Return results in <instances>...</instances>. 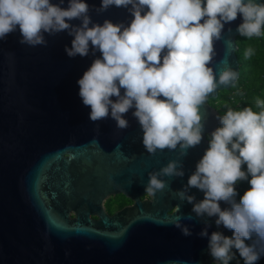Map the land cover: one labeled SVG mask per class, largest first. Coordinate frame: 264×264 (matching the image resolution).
Returning <instances> with one entry per match:
<instances>
[{"label": "water", "instance_id": "obj_1", "mask_svg": "<svg viewBox=\"0 0 264 264\" xmlns=\"http://www.w3.org/2000/svg\"><path fill=\"white\" fill-rule=\"evenodd\" d=\"M82 2L89 6L92 24L102 26L107 20L127 28L134 20L131 5L100 10L102 0ZM50 3L65 10L69 6V0ZM147 11L145 7L141 15ZM66 22L82 24L78 19ZM242 23L238 14L213 42L208 67L217 80L228 68L239 73L236 38L242 37L237 31ZM44 37L46 46L21 44L17 26L0 40V264H219L210 255L209 238L213 232L228 237L231 230L217 227L218 217H196L193 205L175 192L187 186L209 148L208 137L222 126L209 100L238 78L221 85L200 106L204 129L199 145L183 155L179 145L149 154L135 107L124 114V129L111 118V109L108 118H89L91 108L83 104L77 82L102 53L89 42L87 56L69 57L65 48H71L74 37L67 31ZM170 161L182 166L184 176L159 177L165 188L149 195V174ZM188 194L196 202L204 199L195 188ZM117 195L132 205L109 216L103 203ZM219 203L222 210L230 208ZM177 220L191 236L174 226ZM205 222L208 237H201Z\"/></svg>", "mask_w": 264, "mask_h": 264}, {"label": "clouds", "instance_id": "obj_2", "mask_svg": "<svg viewBox=\"0 0 264 264\" xmlns=\"http://www.w3.org/2000/svg\"><path fill=\"white\" fill-rule=\"evenodd\" d=\"M112 5L132 6L134 20L129 27L107 20L102 26L92 24L89 6L82 0H69L66 10L50 0H0V40L19 26L21 44L46 46L45 33L67 31L74 37L71 48H65L69 57L87 56L90 42L102 59H95L77 82L83 104L91 108L90 120L108 118L111 109V118L124 129L128 121L123 116L135 107L133 115L142 126L146 151L155 154L158 149L175 150L179 145L183 155L201 143L204 124L200 106L209 94L221 85H232L239 75L228 68L216 79L208 67L214 40L221 38L224 25L235 21L238 14L243 17L239 34L260 37L264 4L254 0H102L100 10ZM145 7L148 11L141 15ZM74 19L81 20V26L66 22ZM252 54V48L245 52L246 57ZM120 89L125 90L123 95ZM255 107L258 112L252 107L228 108L219 117L222 127L211 134L209 148L187 186L175 192L181 201L193 205L196 217H218L217 227L233 231L231 238L220 232L209 238L210 255L219 264L234 259L233 248L244 264H256L264 254V100L257 99ZM242 165L247 166V172L242 171ZM249 175L251 187L237 203L234 186ZM161 176L183 177L184 172L177 161H170L159 172L150 173L145 187L149 195L165 188ZM190 188L204 192V199L196 202L188 194ZM221 201L230 208L222 210ZM174 226L184 236L192 235L179 220ZM208 227L205 222L201 237H208ZM253 235L256 242L247 245L245 241Z\"/></svg>", "mask_w": 264, "mask_h": 264}, {"label": "trees", "instance_id": "obj_3", "mask_svg": "<svg viewBox=\"0 0 264 264\" xmlns=\"http://www.w3.org/2000/svg\"><path fill=\"white\" fill-rule=\"evenodd\" d=\"M237 51L236 57L239 64L238 79L233 87L228 91L218 92L216 99L209 100V104L219 112V116L226 114L228 108L233 110L243 109L244 107H252L254 111H259L255 107L257 99L264 100V28L260 37H238L236 38ZM248 48L253 49L250 57L245 56ZM222 127V126H221ZM220 128V127H219ZM209 145L211 137H208ZM242 171L247 172V166L242 165ZM248 176L247 180L238 181L235 186L237 195L235 201L239 203L240 198L250 189ZM233 236V231L228 235ZM257 238L253 235L251 240L245 241L247 245H253ZM234 254L229 264H244V260L239 256L236 249L231 250ZM256 264H264V254H262Z\"/></svg>", "mask_w": 264, "mask_h": 264}, {"label": "flooded vegetation", "instance_id": "obj_4", "mask_svg": "<svg viewBox=\"0 0 264 264\" xmlns=\"http://www.w3.org/2000/svg\"><path fill=\"white\" fill-rule=\"evenodd\" d=\"M144 198L145 197H143L142 199ZM130 205H132V202L125 199L122 195L111 196L107 198L103 203L104 210L109 216H112L115 212H118L124 207Z\"/></svg>", "mask_w": 264, "mask_h": 264}, {"label": "built area", "instance_id": "obj_5", "mask_svg": "<svg viewBox=\"0 0 264 264\" xmlns=\"http://www.w3.org/2000/svg\"><path fill=\"white\" fill-rule=\"evenodd\" d=\"M235 186H236V185H235ZM235 186H234V187H235Z\"/></svg>", "mask_w": 264, "mask_h": 264}]
</instances>
